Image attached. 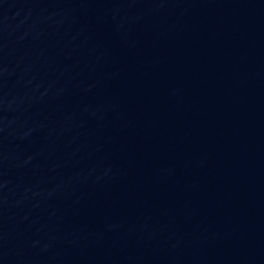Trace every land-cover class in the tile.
<instances>
[{"label": "water", "instance_id": "1", "mask_svg": "<svg viewBox=\"0 0 264 264\" xmlns=\"http://www.w3.org/2000/svg\"><path fill=\"white\" fill-rule=\"evenodd\" d=\"M0 264H264V0H0Z\"/></svg>", "mask_w": 264, "mask_h": 264}]
</instances>
